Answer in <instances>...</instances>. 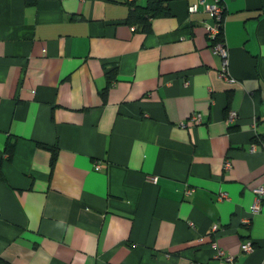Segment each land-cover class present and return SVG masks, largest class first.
<instances>
[{
	"label": "crops",
	"instance_id": "0c3cea01",
	"mask_svg": "<svg viewBox=\"0 0 264 264\" xmlns=\"http://www.w3.org/2000/svg\"><path fill=\"white\" fill-rule=\"evenodd\" d=\"M192 1L144 32L126 0H0V262L264 264V0H205L234 82Z\"/></svg>",
	"mask_w": 264,
	"mask_h": 264
},
{
	"label": "built area",
	"instance_id": "2783aa9c",
	"mask_svg": "<svg viewBox=\"0 0 264 264\" xmlns=\"http://www.w3.org/2000/svg\"><path fill=\"white\" fill-rule=\"evenodd\" d=\"M131 1V0H129ZM188 8L187 11L189 14H194L196 12H198L200 10L201 7L204 8V10L209 11L210 16L213 17L215 19V24L213 26L211 25H207L205 27V29H207V36L209 37L210 41L212 42V53L218 55L221 58V65H222V69L220 72V75L224 78H228L227 80L230 82H234L233 79H230L228 77V56H229V52L227 50L226 47V43L224 40V28H223V21H224V12H225V6L221 3H215L212 5H207L205 4V0H193L192 2L188 3ZM186 83H188L186 81ZM228 117H227V121L228 122H232L236 119L237 117V112L235 111H228ZM189 118L188 120L185 122H180L179 126L186 128L188 126V123H192V124H200L201 122V114L198 113H192L189 114ZM224 165H223V170H229L232 167V163L231 161H229L228 159L224 160ZM94 168L96 170H100L102 169V166L97 163L95 164ZM156 177H154L152 179V181H156ZM191 193L190 190H186L185 191V195H189ZM253 196H254V200L253 203L251 205V214H256L259 213L261 211V204L262 201L264 199V186H259L253 189ZM217 200L219 201H223V200H228L226 193H220L216 196ZM0 214H1V210H0ZM246 221V224H249L248 220H244ZM223 229L219 224H214L211 227V231L210 234H215L217 233L219 230ZM210 247H212L215 250L214 253V257L216 259H224L226 261H231L233 258L232 256H229L228 254H226V251L220 247L217 246V244L215 242H210ZM242 249L246 252H251L253 250V245L251 244L250 241L244 242L242 244Z\"/></svg>",
	"mask_w": 264,
	"mask_h": 264
},
{
	"label": "trees",
	"instance_id": "16d2710c",
	"mask_svg": "<svg viewBox=\"0 0 264 264\" xmlns=\"http://www.w3.org/2000/svg\"><path fill=\"white\" fill-rule=\"evenodd\" d=\"M126 3L128 5L129 11L125 19L130 24H137L144 32H147V30L150 29L152 19L170 15V10L169 7H167L166 0H147L145 5H138L134 2V0H126ZM107 77V83L109 87L115 80L114 70L108 71ZM103 93L104 91L101 92V95ZM5 149L8 153H12L13 148L11 142H7ZM55 157L56 150L52 148V163L55 161ZM0 264L5 263L1 261Z\"/></svg>",
	"mask_w": 264,
	"mask_h": 264
},
{
	"label": "rangeland",
	"instance_id": "374dc122",
	"mask_svg": "<svg viewBox=\"0 0 264 264\" xmlns=\"http://www.w3.org/2000/svg\"><path fill=\"white\" fill-rule=\"evenodd\" d=\"M95 166V165H94Z\"/></svg>",
	"mask_w": 264,
	"mask_h": 264
}]
</instances>
